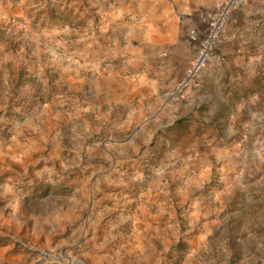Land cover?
I'll use <instances>...</instances> for the list:
<instances>
[{
  "label": "rangeland",
  "instance_id": "rangeland-1",
  "mask_svg": "<svg viewBox=\"0 0 264 264\" xmlns=\"http://www.w3.org/2000/svg\"><path fill=\"white\" fill-rule=\"evenodd\" d=\"M139 7L0 0L9 264H264V58L243 95L231 65L209 104L200 88L175 101L196 24L176 5V43L158 39L177 54L159 51Z\"/></svg>",
  "mask_w": 264,
  "mask_h": 264
},
{
  "label": "crops",
  "instance_id": "crops-1",
  "mask_svg": "<svg viewBox=\"0 0 264 264\" xmlns=\"http://www.w3.org/2000/svg\"><path fill=\"white\" fill-rule=\"evenodd\" d=\"M139 1V13L141 15V28L143 33L144 42L153 43L154 48L159 49V51H168V53L177 54L178 47L176 45L164 46L160 48L162 44L158 38H170L171 43H176L171 37V25L168 22L172 20V9L176 5H183V1L189 8H185L183 12L190 13L192 15V20L195 22L194 28H188L187 38L193 47L194 56L187 67H190L193 62L196 53L197 45L192 43L189 39V34L194 31L199 37H202L207 30L209 16L213 13L215 8L216 0H138ZM170 32H168V30ZM153 30V33L151 32ZM153 34L154 39L151 40L150 37ZM156 49V50H157ZM168 49V50H167ZM173 58V59H172ZM175 56H169V64L174 63ZM264 58V0H246L244 6L239 8L234 12L228 28L227 33L224 37L222 46L219 50V57L211 64V66L203 73L201 80L200 93L207 95L205 103L213 100L214 94H222L223 86L225 84L221 81L225 80L226 77L223 76L225 69L234 66V69H238L237 77L235 80L240 87V92L243 95L244 88L243 85L247 83V80L242 72L245 68H255L261 64ZM177 60V59H176ZM260 63V64H259ZM155 67V66H154ZM186 69V70H187ZM186 70L183 73L186 72ZM223 76L219 80V76ZM220 76V78H221ZM182 77V78H183ZM250 79V78H249ZM182 80V79H181ZM179 81L173 83L170 86V91L172 87ZM246 94V93H245ZM139 100L138 108L141 109L139 114L142 113V109L145 107L146 97L142 96ZM242 98V97H241ZM225 100L222 98V102ZM248 102L252 104L249 97L241 99V107L239 113L242 115V111L246 109ZM250 114L255 115L252 111ZM142 116V115H141ZM264 118V115H263ZM260 132H264V123L258 126ZM258 127L251 128V131L259 129ZM9 147L3 145L0 141V157L5 155V151H8ZM13 180L6 179L0 185V226H9L11 220L14 217V206L11 202V195L13 194ZM11 246L6 245V242H0V264H9L11 261H15L17 258L13 256L10 251Z\"/></svg>",
  "mask_w": 264,
  "mask_h": 264
},
{
  "label": "built area",
  "instance_id": "built-area-1",
  "mask_svg": "<svg viewBox=\"0 0 264 264\" xmlns=\"http://www.w3.org/2000/svg\"><path fill=\"white\" fill-rule=\"evenodd\" d=\"M245 3L246 0H216L204 35L199 37L194 31L189 34L190 41L197 45V53L182 80L171 89L175 101L184 99L200 88L202 74L219 57V49L234 12Z\"/></svg>",
  "mask_w": 264,
  "mask_h": 264
}]
</instances>
